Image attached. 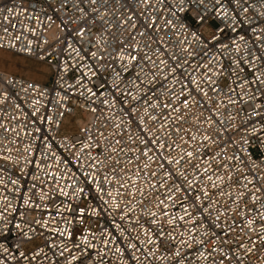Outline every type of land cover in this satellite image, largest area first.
I'll list each match as a JSON object with an SVG mask.
<instances>
[{"label":"snow or ice","instance_id":"6c2138e0","mask_svg":"<svg viewBox=\"0 0 264 264\" xmlns=\"http://www.w3.org/2000/svg\"><path fill=\"white\" fill-rule=\"evenodd\" d=\"M0 21V264H264V0Z\"/></svg>","mask_w":264,"mask_h":264},{"label":"built area","instance_id":"2783aa9c","mask_svg":"<svg viewBox=\"0 0 264 264\" xmlns=\"http://www.w3.org/2000/svg\"><path fill=\"white\" fill-rule=\"evenodd\" d=\"M16 2H18V0H0V8L11 7ZM20 19H23V17H21ZM13 23H15V21H13ZM4 26H5L4 23L2 21H0V28H3ZM16 30L17 29H10V32L16 31ZM0 34H2V33H0ZM46 84L49 85V86H51L52 85V81L50 80ZM71 120H72V118L69 117V119L65 122L68 125V127H71L72 126L71 125ZM26 179H30V177H28ZM252 264H259V256L258 255H254L252 257Z\"/></svg>","mask_w":264,"mask_h":264},{"label":"rangeland","instance_id":"374dc122","mask_svg":"<svg viewBox=\"0 0 264 264\" xmlns=\"http://www.w3.org/2000/svg\"><path fill=\"white\" fill-rule=\"evenodd\" d=\"M50 80H51V79H47V80H45V83H48Z\"/></svg>","mask_w":264,"mask_h":264}]
</instances>
